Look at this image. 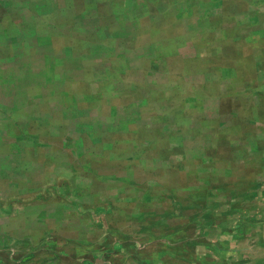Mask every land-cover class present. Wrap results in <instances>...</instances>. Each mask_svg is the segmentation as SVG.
Wrapping results in <instances>:
<instances>
[{"label":"rangeland","instance_id":"1","mask_svg":"<svg viewBox=\"0 0 264 264\" xmlns=\"http://www.w3.org/2000/svg\"><path fill=\"white\" fill-rule=\"evenodd\" d=\"M46 1L40 30L60 31L46 40L60 56L61 94L46 107L56 116L38 121L40 142L0 151V264L218 263L217 248L201 242L213 236L201 197L225 194L213 215L247 176L262 178L264 103L247 95L227 104L241 118L206 117L207 0ZM231 2L237 28L228 33L264 47V28L254 31L264 0H216L221 18ZM21 153L25 165H10Z\"/></svg>","mask_w":264,"mask_h":264},{"label":"crops","instance_id":"2","mask_svg":"<svg viewBox=\"0 0 264 264\" xmlns=\"http://www.w3.org/2000/svg\"><path fill=\"white\" fill-rule=\"evenodd\" d=\"M215 2L207 0V8L201 10V42L204 47L201 49V95L204 96L201 104L202 108L211 106L206 108L208 119H239L242 115L235 107H228L229 102L236 99L245 102L241 100L245 98L243 96L253 95V101L264 103V92L255 94L254 91V87H264V47L256 46L255 38L247 37L244 42L236 35L232 37L228 32L236 27V6L232 7L231 2L229 18H221L222 11ZM46 3V0H0V151L30 150L29 143L40 142L39 136L45 134L43 128L47 115L56 116L55 111L47 113L46 107L49 103L54 104L56 95L61 94L62 71L58 50L46 39L55 38L60 31L55 32L56 27L50 26L48 33L51 35L41 32L40 24L45 23V13L40 8ZM48 3L51 2L48 0ZM259 17L258 21L263 22L264 19ZM258 21L255 20V25ZM262 28L260 25L254 31L259 34L263 32ZM238 55L247 56L239 58ZM30 119L35 120L36 125L30 126ZM40 119L43 128L39 126ZM261 150L262 178L250 181L254 176H247L245 191L231 190L228 204L216 203L213 215L207 211L213 208V201L225 194L207 190L201 197L204 228L213 229V236L204 237L201 242L208 248H217V254L219 251L221 260L215 264H236L232 260L235 258L227 256V252L244 253L245 262L241 264H264V149ZM26 161L28 159L21 153L19 162H10V165L24 166ZM237 182L235 178L233 183ZM239 199L242 202L240 207ZM4 221L5 216H0V225ZM9 225L6 229L13 232L12 217ZM201 264L213 263L201 259Z\"/></svg>","mask_w":264,"mask_h":264}]
</instances>
